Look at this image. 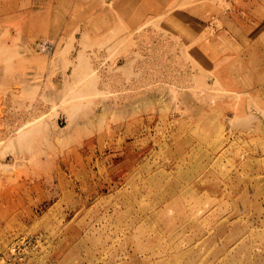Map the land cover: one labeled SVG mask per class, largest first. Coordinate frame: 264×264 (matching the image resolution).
Listing matches in <instances>:
<instances>
[{"label":"rangeland","instance_id":"rangeland-1","mask_svg":"<svg viewBox=\"0 0 264 264\" xmlns=\"http://www.w3.org/2000/svg\"><path fill=\"white\" fill-rule=\"evenodd\" d=\"M21 239L264 264V0H0V253Z\"/></svg>","mask_w":264,"mask_h":264},{"label":"built area","instance_id":"built-area-1","mask_svg":"<svg viewBox=\"0 0 264 264\" xmlns=\"http://www.w3.org/2000/svg\"><path fill=\"white\" fill-rule=\"evenodd\" d=\"M32 248L34 245L31 240H15L4 253H0V264H26L27 253Z\"/></svg>","mask_w":264,"mask_h":264},{"label":"bare ground","instance_id":"bare-ground-1","mask_svg":"<svg viewBox=\"0 0 264 264\" xmlns=\"http://www.w3.org/2000/svg\"><path fill=\"white\" fill-rule=\"evenodd\" d=\"M43 48V47H42ZM44 49V48H43Z\"/></svg>","mask_w":264,"mask_h":264}]
</instances>
